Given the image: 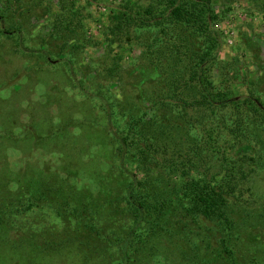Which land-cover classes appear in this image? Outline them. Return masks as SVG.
Returning <instances> with one entry per match:
<instances>
[{
    "label": "trees",
    "instance_id": "trees-1",
    "mask_svg": "<svg viewBox=\"0 0 264 264\" xmlns=\"http://www.w3.org/2000/svg\"><path fill=\"white\" fill-rule=\"evenodd\" d=\"M12 1L0 0V7L10 6ZM217 1L59 0L54 9L47 7V16L51 18L44 27L51 32L43 36L45 45L36 51L48 63L65 61L78 89L85 91L86 81L78 79L71 68L74 54L78 49H87L85 42L94 39L95 45H103L104 56L91 71L95 70L102 79L114 78L122 74L131 58L129 72L137 73L131 84H141L140 94L135 93L133 101L134 108L140 106L145 117H133L126 127L112 133L120 153L116 161L125 176L120 197L105 202L79 200L73 187L67 189L70 184L67 177L61 183H51L49 190L66 196L64 207L74 215L80 207L84 208L83 220H87L85 227L90 232L97 226L98 215L102 212L109 215L115 204L116 213L122 211L131 217L121 240L119 258L112 264L138 263L144 258L150 259L149 263L159 258L172 264H195L182 250H176L179 254L174 257L158 249L159 236L164 239L171 228L175 229L168 220L171 209L181 214L183 221L191 219L223 228L226 236L222 235L219 242L232 264H237L235 251L229 244L232 233L240 225L249 227L254 219L264 222V195L259 192L256 177L264 158V90L256 72H242L246 77L243 82L237 79L240 68L221 62L222 38L216 26L225 17L217 10ZM94 4L103 7L104 12L94 16L88 9ZM8 22L0 15V37L10 38L20 32L16 23L7 26ZM92 28L100 36L89 35ZM183 34L186 38L182 45ZM52 47L57 51L55 54ZM64 55H68L66 60L61 59ZM151 81L155 88L147 95L144 87ZM102 105L110 114L109 103L103 99ZM150 111L153 114L148 118ZM25 133L26 139L31 138L28 130ZM43 136L38 142L46 140V144L71 137L64 127L48 138ZM131 151L136 166L127 163ZM36 179L30 173L23 174L17 178L20 189L12 191L25 194L26 210L34 209L33 203H39L45 195L37 187ZM106 184L101 189L105 199H110L113 191L111 184ZM257 206L261 210L254 218L251 212H241ZM258 236L264 234H251L253 240ZM71 237L67 241L75 242L78 238ZM179 237L177 243L181 241ZM192 249L194 257L200 256L199 245L194 244ZM40 250L49 253L50 249L45 246Z\"/></svg>",
    "mask_w": 264,
    "mask_h": 264
},
{
    "label": "rangeland",
    "instance_id": "rangeland-1",
    "mask_svg": "<svg viewBox=\"0 0 264 264\" xmlns=\"http://www.w3.org/2000/svg\"><path fill=\"white\" fill-rule=\"evenodd\" d=\"M216 4L219 13L225 17L216 26L222 38L221 62L224 66L240 68L237 79L241 78L243 82L246 77L242 72H256L255 77L264 90V0H218ZM55 5H59V0H13L10 6L0 7V15L9 20L7 26L16 23L20 30L10 38L0 37V264H112L119 258L121 240L132 222L131 217L122 211L116 213L115 204L109 215L103 212L98 215L97 226L90 232L85 227L87 220H83L86 218L82 214L84 208L80 207L74 215L70 208L64 207L67 197L49 190L51 183H61L63 177H67L72 184H68L67 189L73 187L79 200L105 202L120 197L125 176L116 161L120 153L113 134L117 128L126 127L133 117H145L140 106L134 108L133 101L134 94H140L141 84H131V79L137 77V73L129 72L133 63L131 58L121 70L123 75L114 78L102 79L95 70L91 71L104 56L103 45H95V39L85 42L87 49L76 50L71 65L78 79H85V91L78 89L72 79L73 72L65 61L46 62L36 50L45 45L43 36L51 32L44 26L51 18L47 16V7L52 10ZM88 9L94 16L104 12V8L97 4ZM93 25L91 23V27ZM93 33L92 28L89 35ZM182 36L181 44L186 38L184 34ZM51 50L57 52L55 47ZM67 58L68 55L61 57L62 60ZM127 85L134 87L125 89ZM144 88L149 95L155 85L151 81ZM86 92L91 94L87 96ZM103 99L111 107L110 114L103 110ZM152 114L150 111L148 118ZM63 127L71 137L48 144L46 140L38 142L39 137L46 135L48 138ZM27 130L31 133L29 139H26ZM133 153L131 151L127 159L130 166H136ZM261 163L262 169L256 177L259 192L264 195V158ZM70 170L74 173L71 174ZM26 173L38 177L37 187L45 192L39 203H33L32 210L25 208L28 205L25 194L12 192L20 189L17 178ZM104 183L111 184L109 187L113 193L110 199H105L101 189ZM254 209L257 211L253 214ZM260 210L257 206L241 212H251L254 218ZM173 211H169L168 220L175 229L171 228L164 239L159 236L160 252L177 256L176 250H182L195 264H206L209 260L213 261L211 264H232L219 242L222 235L226 236L223 228L198 224L191 219L183 221L181 214ZM249 227H237L232 233L230 247L235 251L237 264H264V236L251 238L252 233L264 234V222L254 219ZM68 236L73 240L76 236L78 238L71 242L67 241ZM176 237L181 239L179 243ZM194 244L200 246L203 260L200 256L194 257ZM45 246L50 249L49 253L40 250ZM176 258L173 259L175 263ZM149 261L144 258L131 264L168 263L159 258Z\"/></svg>",
    "mask_w": 264,
    "mask_h": 264
}]
</instances>
